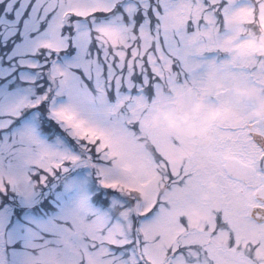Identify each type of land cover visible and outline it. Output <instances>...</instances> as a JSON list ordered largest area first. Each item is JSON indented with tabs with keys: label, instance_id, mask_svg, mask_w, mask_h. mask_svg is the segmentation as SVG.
Here are the masks:
<instances>
[{
	"label": "snow or ice",
	"instance_id": "1",
	"mask_svg": "<svg viewBox=\"0 0 264 264\" xmlns=\"http://www.w3.org/2000/svg\"><path fill=\"white\" fill-rule=\"evenodd\" d=\"M252 88L211 148L151 124ZM262 106L264 0H0V264H264Z\"/></svg>",
	"mask_w": 264,
	"mask_h": 264
},
{
	"label": "rangeland",
	"instance_id": "2",
	"mask_svg": "<svg viewBox=\"0 0 264 264\" xmlns=\"http://www.w3.org/2000/svg\"><path fill=\"white\" fill-rule=\"evenodd\" d=\"M248 90L237 89L236 91L233 92V94L225 102H222L220 105L216 107H211L207 109L206 113L203 116V119H199L201 116V113L205 112V106L200 99L196 98V93L192 91L191 89H189L187 90L185 95L177 94L174 97L175 103H176L175 110L157 111L151 119V124L154 128H160L166 133L179 135L181 137H186L194 143L199 142L203 144V146L205 144L206 148H211L213 147V145H210L207 143L208 141L215 140L214 137L211 135V128L216 127V126L224 127L225 124H231V123L234 124L235 122V120L230 118V116L225 117L222 115L221 122H218V124L217 122H214L211 124V122H213V119H211L212 114L219 112L222 114L230 113L232 115L237 116V114L233 111V108L235 106H242L244 104L249 103L252 97L255 95V94H252L248 96L247 98L245 96L240 95V93H246L248 92ZM186 98L192 102V108H191V111L189 112H185L183 110V105L185 103ZM197 106H199L198 110H197ZM258 109L250 112L249 115L257 111ZM233 118H238V117H233ZM170 121L173 122L176 126L173 128H169ZM205 130H206V133L201 134L202 132H205ZM193 136H195V138H193ZM229 152L233 154L231 150L227 149L223 153V156H227ZM182 154H184V157H185L183 158L184 160H187V159L189 160V156H191L190 153L184 152ZM72 175L75 177H78L82 181H86L85 190H86V193L90 196V191H89L90 187L96 180L94 174L90 173V170H87V169H78ZM216 187L217 186L214 181L209 180L207 182V188H208L209 193L214 192L216 190ZM205 197H208V199L207 200L204 199ZM210 199H211V196L208 194H205L204 196H202V200L204 201H208ZM192 211L198 212L195 209H193Z\"/></svg>",
	"mask_w": 264,
	"mask_h": 264
},
{
	"label": "clouds",
	"instance_id": "3",
	"mask_svg": "<svg viewBox=\"0 0 264 264\" xmlns=\"http://www.w3.org/2000/svg\"><path fill=\"white\" fill-rule=\"evenodd\" d=\"M257 91H258V89L252 88V89H249L248 92H246V93H240V95L245 96L247 98L248 96H250L252 94H256ZM198 108H199V106H197V110H198ZM222 115L225 116V117H228V116H231L232 114H230V113H224V114H222V113L217 112V113H213L212 114L211 119H213V120L214 119H217L218 117H221ZM248 119L249 120H264V106H262L257 111L251 113L248 116ZM175 126L176 125L173 122H171V121L169 122V128H173ZM205 133H206V130H205V132H202L201 134H205ZM181 155H182V158H185L184 157V154H181ZM227 158L229 160H232L233 159V154L231 152H229L228 155H227ZM123 171H124V173L126 175H131L132 172H133V169L131 168V166L125 164V165H123ZM147 182L149 184H153L154 185L155 183L158 182V177L155 176V175H153V176H151V177L148 178V181ZM129 186L130 187H134L135 186V182L133 181ZM160 191L163 192V189L161 188ZM138 198L141 199V201L143 200L142 197H138ZM204 199L207 200L208 197H205ZM116 215L117 216H120V217H123V216L129 215V214L128 213H125V212H122V211H117L116 212ZM199 215H200L199 212H196V211H192L191 212V218L194 219V220L199 219Z\"/></svg>",
	"mask_w": 264,
	"mask_h": 264
},
{
	"label": "trees",
	"instance_id": "4",
	"mask_svg": "<svg viewBox=\"0 0 264 264\" xmlns=\"http://www.w3.org/2000/svg\"><path fill=\"white\" fill-rule=\"evenodd\" d=\"M90 196L92 197V201L91 203H93V205L95 204V196L93 195L96 191H97V183L96 180L95 182L92 184V187H90ZM96 205V204H95ZM99 207V205H96Z\"/></svg>",
	"mask_w": 264,
	"mask_h": 264
},
{
	"label": "flooded vegetation",
	"instance_id": "5",
	"mask_svg": "<svg viewBox=\"0 0 264 264\" xmlns=\"http://www.w3.org/2000/svg\"><path fill=\"white\" fill-rule=\"evenodd\" d=\"M231 117H237V116H233V115H231ZM209 143H212V142H209ZM213 143H215V142L213 141Z\"/></svg>",
	"mask_w": 264,
	"mask_h": 264
}]
</instances>
